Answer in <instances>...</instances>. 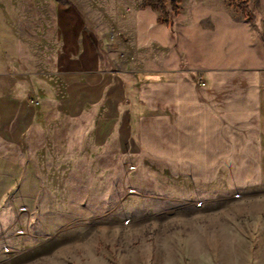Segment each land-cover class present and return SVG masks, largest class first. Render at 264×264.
Here are the masks:
<instances>
[{
	"label": "rangeland",
	"instance_id": "rangeland-1",
	"mask_svg": "<svg viewBox=\"0 0 264 264\" xmlns=\"http://www.w3.org/2000/svg\"><path fill=\"white\" fill-rule=\"evenodd\" d=\"M172 1L0 0L21 40L46 43L49 70L70 30L81 50L129 73L233 60L239 40L252 43L248 23L264 33V0H180L178 16ZM250 50L263 56L261 39ZM183 155L206 172L210 153ZM0 157V264H264V162L261 180L239 187L226 169L210 183L172 176L117 138L95 145L48 103L27 151ZM238 174L249 178L247 168Z\"/></svg>",
	"mask_w": 264,
	"mask_h": 264
},
{
	"label": "crops",
	"instance_id": "crops-1",
	"mask_svg": "<svg viewBox=\"0 0 264 264\" xmlns=\"http://www.w3.org/2000/svg\"><path fill=\"white\" fill-rule=\"evenodd\" d=\"M3 4L0 153L6 147L27 151L41 107L48 103L88 128L95 145L104 146L117 138L125 151L137 149L166 162L172 176L210 183L222 178L221 170L226 169L230 187L261 180L264 54L258 59L250 47L261 39L264 48V33L250 23L252 43L243 45L239 40L236 58L230 60L226 53L216 65L194 71L181 66L131 73L113 70L98 51L81 50L78 34L70 30L52 64L55 69L49 70L46 43L21 40L19 27L9 13L1 11ZM138 27L134 35L142 33ZM192 152L210 153L206 172H199V166L184 159L185 155L180 157ZM246 168L249 178L245 181L238 170Z\"/></svg>",
	"mask_w": 264,
	"mask_h": 264
},
{
	"label": "trees",
	"instance_id": "trees-1",
	"mask_svg": "<svg viewBox=\"0 0 264 264\" xmlns=\"http://www.w3.org/2000/svg\"><path fill=\"white\" fill-rule=\"evenodd\" d=\"M154 2L157 5L163 6L162 0H154ZM179 4H180V0H173L172 1V11L175 14V16H178V13H179V7H178V5ZM159 23L160 24H165L167 26L170 25V21H169L168 17H166L165 14H162L161 15V17L159 18Z\"/></svg>",
	"mask_w": 264,
	"mask_h": 264
}]
</instances>
